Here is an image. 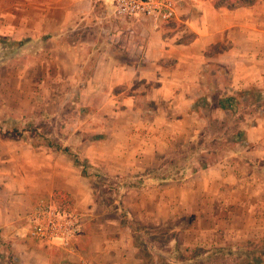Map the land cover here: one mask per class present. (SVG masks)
Here are the masks:
<instances>
[{
    "label": "crops",
    "instance_id": "obj_1",
    "mask_svg": "<svg viewBox=\"0 0 264 264\" xmlns=\"http://www.w3.org/2000/svg\"><path fill=\"white\" fill-rule=\"evenodd\" d=\"M173 3L167 22L119 18L113 0H0V37L54 44L55 59L67 54L87 76L83 105L126 119L123 133L103 140L134 142V150L100 144L108 152L93 156L102 166L112 156L115 172L140 179L123 198L124 222L121 207L94 198L57 150L0 141V264H203L264 240V0L234 10L214 0ZM244 101L256 111L239 112ZM231 114L235 147L224 148L225 133L209 128ZM186 141L200 157L184 167L187 180L157 176L160 151ZM56 192L89 213L70 250L29 236V214ZM132 221L166 243L145 245Z\"/></svg>",
    "mask_w": 264,
    "mask_h": 264
},
{
    "label": "rangeland",
    "instance_id": "obj_2",
    "mask_svg": "<svg viewBox=\"0 0 264 264\" xmlns=\"http://www.w3.org/2000/svg\"><path fill=\"white\" fill-rule=\"evenodd\" d=\"M48 38L51 39V35H48ZM41 48L43 55L40 54ZM54 51V44L38 42L30 45L24 40L13 41L8 37H0V141L48 151L56 150L48 146L49 142L59 144L63 148L68 147L74 157L58 152L66 156L69 161L66 162H71L79 171L85 189L98 201L112 205V208L121 207L118 212L122 220L128 222L123 198L128 188L137 185L136 182L140 179H132L135 174L115 172V158L112 156L107 162L103 160L104 166L97 163L94 159L96 157L93 156L99 153L98 151L108 152L103 150V147H98L100 144H105L108 149L114 151L116 148L125 150L132 149V145L136 146L130 141L127 143L121 140H103L123 133L127 126L126 119L121 122L116 109L83 105L85 101L82 99V90L87 84V76L77 75L79 71L67 60V54L61 53L55 59ZM255 111V108L250 107L249 101H244L239 109L241 113L252 114ZM203 113L206 116L214 114L213 109L207 108L203 109ZM148 116L147 119H150L151 115ZM234 118V114L225 116L222 120L223 126L218 124L209 128V133H225L224 141L218 142V145L221 143L224 148L235 147L232 144V134L235 133L233 128L236 127L232 122ZM8 133H13V137L7 135ZM211 144L213 143L210 141L205 142L207 146ZM196 146V142L187 146V141L183 144L178 142L165 145L154 167V170L159 169L157 176L174 181L187 180L185 166L188 161L200 159L193 156ZM75 160H78V165ZM135 161L132 158V162ZM151 170L145 175H149ZM72 213L89 214L76 209H72ZM132 222L138 233L146 234L144 237L140 235L145 245L162 246L166 243L167 237L151 236L143 229L148 227L141 226L136 221ZM242 248L249 251L264 250V240L244 243ZM226 253L218 257L212 256L203 264H242L243 257ZM149 257L151 260L150 255ZM249 259L253 260L252 257ZM158 261L164 264L161 258Z\"/></svg>",
    "mask_w": 264,
    "mask_h": 264
},
{
    "label": "built area",
    "instance_id": "obj_3",
    "mask_svg": "<svg viewBox=\"0 0 264 264\" xmlns=\"http://www.w3.org/2000/svg\"><path fill=\"white\" fill-rule=\"evenodd\" d=\"M113 7L123 19L156 17L169 22L176 17L173 0H113ZM85 219L83 214L61 212L54 201L43 198L28 216L29 236L46 246L70 250L83 231Z\"/></svg>",
    "mask_w": 264,
    "mask_h": 264
},
{
    "label": "trees",
    "instance_id": "obj_4",
    "mask_svg": "<svg viewBox=\"0 0 264 264\" xmlns=\"http://www.w3.org/2000/svg\"><path fill=\"white\" fill-rule=\"evenodd\" d=\"M258 1L259 0H214V4L217 8L226 7L228 9L234 10L241 7L252 6ZM7 135L12 136L13 133H8ZM48 146L53 147L57 151H61L68 156L74 157V154L68 147L63 148L61 145L51 144V142L48 143ZM75 164H79L78 160H75ZM54 201L61 212L72 213V209H74V200L69 195L63 192H56L54 194ZM228 254L232 256L243 257L242 264H264V250H252L237 253L228 252ZM250 257H252L253 260H250Z\"/></svg>",
    "mask_w": 264,
    "mask_h": 264
}]
</instances>
